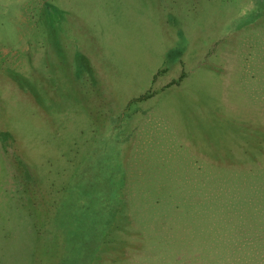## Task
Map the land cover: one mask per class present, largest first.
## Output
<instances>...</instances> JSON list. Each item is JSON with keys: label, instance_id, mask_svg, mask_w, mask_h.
<instances>
[{"label": "rangeland", "instance_id": "1", "mask_svg": "<svg viewBox=\"0 0 264 264\" xmlns=\"http://www.w3.org/2000/svg\"><path fill=\"white\" fill-rule=\"evenodd\" d=\"M0 264H264V0H0Z\"/></svg>", "mask_w": 264, "mask_h": 264}]
</instances>
